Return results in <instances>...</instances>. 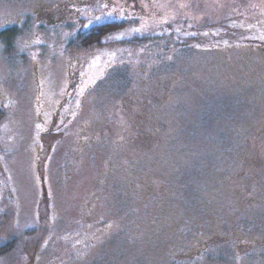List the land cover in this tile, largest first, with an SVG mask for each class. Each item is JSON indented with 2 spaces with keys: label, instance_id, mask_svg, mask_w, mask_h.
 Wrapping results in <instances>:
<instances>
[{
  "label": "rangeland",
  "instance_id": "1",
  "mask_svg": "<svg viewBox=\"0 0 264 264\" xmlns=\"http://www.w3.org/2000/svg\"><path fill=\"white\" fill-rule=\"evenodd\" d=\"M1 247L0 264H264V0H0Z\"/></svg>",
  "mask_w": 264,
  "mask_h": 264
},
{
  "label": "trees",
  "instance_id": "2",
  "mask_svg": "<svg viewBox=\"0 0 264 264\" xmlns=\"http://www.w3.org/2000/svg\"><path fill=\"white\" fill-rule=\"evenodd\" d=\"M51 20H53L52 18H51ZM54 24H57V23H54ZM111 25H104V26H96L97 28H90V29H88V30H81L80 29V33H78V34H76L72 39H71V41H70V43H69V46L70 47H74V48H78L79 47V49H81V50H87V49H89V48H91V47H93V45H100L101 44V37L102 36H104V35H106L107 33H109V32H111V31H113V30H115V29H119V27H121V26H118V24L117 23H110ZM115 24V25H114ZM52 25H53V23H52ZM227 28V27H226ZM231 31H235V29H230ZM245 32L247 31V30H244ZM243 31V32H244ZM5 32H7V33H11L12 34V32L10 31V30H8V29H5V30H3V32L2 33H5ZM248 32V31H247ZM241 33V32H240ZM249 34H251L250 32H249ZM252 35V34H251ZM249 37V36H248ZM246 39V38H245ZM245 39H243L242 38V36H240L239 38H238V41H242V42H244V41H246ZM68 99H65V102L67 101ZM65 112L67 113V115H70L69 114V112H68V109H66L65 110ZM63 117V116H62ZM68 117H70V116H68ZM66 118V116L64 115V117L63 118H60L59 120H58V118L55 116V124H57V126L58 127H60L61 125L60 124H62L63 122H65L64 121V119ZM63 121V122H62ZM49 128V127H48ZM41 131L42 132H40L41 134L40 135H42V134H44L47 130L46 129H44V128H42L41 129ZM4 247H1L0 248V251L3 249Z\"/></svg>",
  "mask_w": 264,
  "mask_h": 264
},
{
  "label": "flooded vegetation",
  "instance_id": "3",
  "mask_svg": "<svg viewBox=\"0 0 264 264\" xmlns=\"http://www.w3.org/2000/svg\"><path fill=\"white\" fill-rule=\"evenodd\" d=\"M72 8H68L66 11H71ZM60 12V11H59ZM46 23H44L45 26H53L55 25L54 23H57V20L55 21L54 19L51 20V15H46V20H45ZM53 23V25H52ZM126 114H130V112L126 113ZM38 181L40 182V180L38 179ZM43 181V178L41 179V182ZM228 239H217V238H211L208 240V242L206 243V250L210 247H217V246H221L224 242H227ZM229 242V240H228ZM262 243H259L258 245H261ZM238 246L239 248H241V252L240 253H237L236 251V254L235 256L236 257H240L243 253H248L250 252V250L254 247H256L255 245H246L245 243L243 242H239L238 243ZM205 251V249L203 250ZM205 254V253H204ZM201 256V253L198 251V250H193L191 251V253H189L188 251H185V252H182L179 256V261H185L186 263L187 262H193L194 260H196L198 257Z\"/></svg>",
  "mask_w": 264,
  "mask_h": 264
}]
</instances>
